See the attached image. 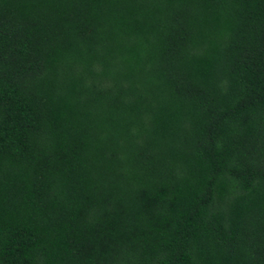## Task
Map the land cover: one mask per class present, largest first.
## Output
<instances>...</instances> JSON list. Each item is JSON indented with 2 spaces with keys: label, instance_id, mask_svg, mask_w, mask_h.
<instances>
[{
  "label": "trees",
  "instance_id": "obj_1",
  "mask_svg": "<svg viewBox=\"0 0 264 264\" xmlns=\"http://www.w3.org/2000/svg\"><path fill=\"white\" fill-rule=\"evenodd\" d=\"M0 264H264V0H0Z\"/></svg>",
  "mask_w": 264,
  "mask_h": 264
}]
</instances>
